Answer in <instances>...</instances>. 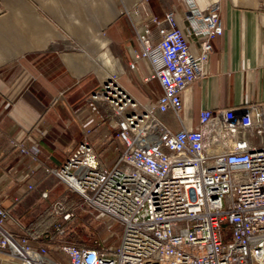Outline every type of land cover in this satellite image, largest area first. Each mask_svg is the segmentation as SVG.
I'll return each instance as SVG.
<instances>
[{
	"label": "built area",
	"instance_id": "obj_1",
	"mask_svg": "<svg viewBox=\"0 0 264 264\" xmlns=\"http://www.w3.org/2000/svg\"><path fill=\"white\" fill-rule=\"evenodd\" d=\"M176 1L184 4V18L199 41L196 55L176 26L172 6L162 19L148 13L132 23L139 50L129 52L159 81L158 98L139 103L111 75L88 99L100 103L124 145L112 166L94 150L92 127L82 130L61 165L45 169L67 188L51 203L59 222L73 216L65 201L75 194L76 206L102 217L106 232V219L117 222L120 232L84 247L59 223L55 229L63 238L56 248L66 258L58 262L45 243L33 246L26 233L5 229L10 215L0 206V255L15 264H264V141L250 146L242 136H264L261 111L253 120L249 107L202 108L197 130L171 129L160 117L178 112L181 92L204 73L210 39L222 33L217 2L200 8L195 0ZM9 145L32 160L39 154L38 146L22 139L11 138Z\"/></svg>",
	"mask_w": 264,
	"mask_h": 264
},
{
	"label": "crops",
	"instance_id": "obj_2",
	"mask_svg": "<svg viewBox=\"0 0 264 264\" xmlns=\"http://www.w3.org/2000/svg\"><path fill=\"white\" fill-rule=\"evenodd\" d=\"M142 1L0 0V206L10 215L3 227L26 233L33 246L41 242L19 219L28 223L48 202L67 194L65 184L45 175V169L64 162L84 128H95L89 133L91 144L95 139L119 150L115 129L88 100L99 83L115 75L120 87L139 103L156 100L162 93L145 64L131 57L129 47L139 50L132 23L148 13L162 19L172 6L190 52L199 51L183 3ZM195 2L200 8L218 3L222 33L210 39L204 73L181 92L178 112H163L161 119L171 129L197 130L202 108L249 107L253 120L257 110L264 117V0ZM242 136L250 146L264 141V136L248 131ZM11 138L38 146L36 159L10 147ZM43 191L48 192L45 198ZM45 244L48 256L65 261L57 244ZM0 264L15 262L2 254Z\"/></svg>",
	"mask_w": 264,
	"mask_h": 264
},
{
	"label": "trees",
	"instance_id": "obj_3",
	"mask_svg": "<svg viewBox=\"0 0 264 264\" xmlns=\"http://www.w3.org/2000/svg\"><path fill=\"white\" fill-rule=\"evenodd\" d=\"M65 192V191H64ZM62 192L61 194H64ZM76 197L73 194H70L65 201V207L67 210L73 212V216L70 220L59 222L58 217L55 216L51 210V201L48 202L44 207H42L40 213L35 214L30 217L28 223H24L19 219V222L23 224V227L31 232H33V237L37 242H49L59 244L62 241L63 236L58 233L55 229V226L60 223L66 232H73L75 235L74 228L77 230L76 245L84 247H93L96 246L94 240L98 238V230H88L83 229L79 225V217L77 216L76 211L78 210L75 206ZM31 215V214H30ZM83 221V220H82Z\"/></svg>",
	"mask_w": 264,
	"mask_h": 264
},
{
	"label": "rangeland",
	"instance_id": "obj_4",
	"mask_svg": "<svg viewBox=\"0 0 264 264\" xmlns=\"http://www.w3.org/2000/svg\"><path fill=\"white\" fill-rule=\"evenodd\" d=\"M97 109L101 111L102 114V106L100 105L99 102H94ZM92 137V136H91ZM117 146L119 147V150L112 149V147L108 145L102 146L100 142L96 141L95 139L92 140V145L97 150L98 154L100 157H102V160L104 161V164L108 167L112 166V164L115 162L116 158L120 154V150L124 148V145L122 144L121 141H118ZM108 158H110V161L107 162ZM50 183V182H48ZM51 184V183H50ZM49 186V185H48ZM78 210L76 211L77 216L79 217V226L82 227L83 229H88V230H98V238L97 239H102L103 242H108L109 240L112 239L113 235L116 236L120 232V225L115 222L113 219H106V224L110 227L111 232H106L105 231V224L102 222L103 218L100 217L98 214L94 213L93 215H90L87 213L88 209L84 205H78L77 206ZM96 217V218H95ZM83 220V221H82ZM75 235H77V230L74 228Z\"/></svg>",
	"mask_w": 264,
	"mask_h": 264
}]
</instances>
